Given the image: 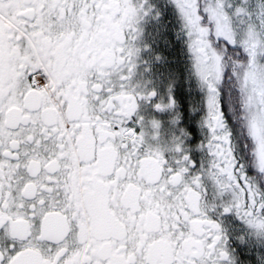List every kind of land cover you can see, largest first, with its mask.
<instances>
[{
    "label": "snow or ice",
    "instance_id": "obj_1",
    "mask_svg": "<svg viewBox=\"0 0 264 264\" xmlns=\"http://www.w3.org/2000/svg\"><path fill=\"white\" fill-rule=\"evenodd\" d=\"M0 264H264V0H0Z\"/></svg>",
    "mask_w": 264,
    "mask_h": 264
}]
</instances>
